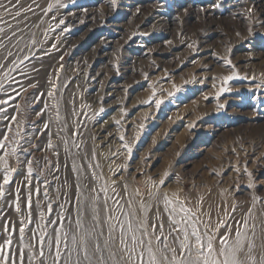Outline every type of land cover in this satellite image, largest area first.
Here are the masks:
<instances>
[{
	"label": "rangeland",
	"instance_id": "374dc122",
	"mask_svg": "<svg viewBox=\"0 0 264 264\" xmlns=\"http://www.w3.org/2000/svg\"><path fill=\"white\" fill-rule=\"evenodd\" d=\"M62 3L67 7L44 20L63 18L70 31L61 32V25L49 33L48 42L34 49L36 57L25 61L26 74L22 67L12 75L24 85L39 82L29 100L59 76L61 113L80 133L81 150L73 152L95 151L105 176L115 170L129 190L150 176L165 178V191L243 203L251 191L245 163L264 188V0ZM233 74L225 84L223 77ZM155 100L163 101L159 109Z\"/></svg>",
	"mask_w": 264,
	"mask_h": 264
},
{
	"label": "snow or ice",
	"instance_id": "6c2138e0",
	"mask_svg": "<svg viewBox=\"0 0 264 264\" xmlns=\"http://www.w3.org/2000/svg\"><path fill=\"white\" fill-rule=\"evenodd\" d=\"M66 7L62 0H0V264H264V188L247 163L251 191L243 203L165 191V178L150 176L129 190L115 170L105 176L95 151H72L81 150L80 133L61 113L58 75L46 92L27 99L39 82L24 85L12 74L22 67L26 74L25 61L36 57L34 49L49 33L61 25V32L70 31L63 18L44 20ZM247 15L253 18L252 8ZM32 70L40 69L33 64ZM234 76L223 77L224 83ZM44 96L48 100L36 109ZM162 103L155 100L158 109ZM70 114L77 115L75 108Z\"/></svg>",
	"mask_w": 264,
	"mask_h": 264
},
{
	"label": "bare ground",
	"instance_id": "6f19581e",
	"mask_svg": "<svg viewBox=\"0 0 264 264\" xmlns=\"http://www.w3.org/2000/svg\"><path fill=\"white\" fill-rule=\"evenodd\" d=\"M198 189H199V188H198ZM201 190H202V191H201V194H203L204 191H205V189H201ZM210 200H211L210 197H208V198L206 199V202H207V203H210Z\"/></svg>",
	"mask_w": 264,
	"mask_h": 264
}]
</instances>
